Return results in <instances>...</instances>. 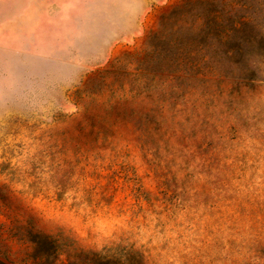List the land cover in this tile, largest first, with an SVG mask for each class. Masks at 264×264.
Returning <instances> with one entry per match:
<instances>
[{
    "label": "rangeland",
    "instance_id": "obj_1",
    "mask_svg": "<svg viewBox=\"0 0 264 264\" xmlns=\"http://www.w3.org/2000/svg\"><path fill=\"white\" fill-rule=\"evenodd\" d=\"M180 1L0 0V264H264V48L139 74Z\"/></svg>",
    "mask_w": 264,
    "mask_h": 264
},
{
    "label": "trees",
    "instance_id": "obj_2",
    "mask_svg": "<svg viewBox=\"0 0 264 264\" xmlns=\"http://www.w3.org/2000/svg\"><path fill=\"white\" fill-rule=\"evenodd\" d=\"M260 19V21H259ZM262 23V24H261ZM264 0H181L161 14L157 28L146 38L148 48L133 54L135 62L153 63V54L160 56V70L144 65L139 74L162 77L166 85L183 79H198L219 74L213 67L216 52L225 59L239 55L238 63L248 45L264 48ZM34 260L51 264L57 253L49 257L43 242L52 244L48 235L36 236ZM68 264H145L142 258L129 256L123 260L104 255H76Z\"/></svg>",
    "mask_w": 264,
    "mask_h": 264
}]
</instances>
